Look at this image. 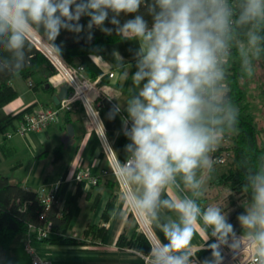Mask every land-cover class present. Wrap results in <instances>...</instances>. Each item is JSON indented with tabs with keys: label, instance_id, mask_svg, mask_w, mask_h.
Returning a JSON list of instances; mask_svg holds the SVG:
<instances>
[{
	"label": "clouds",
	"instance_id": "1",
	"mask_svg": "<svg viewBox=\"0 0 264 264\" xmlns=\"http://www.w3.org/2000/svg\"><path fill=\"white\" fill-rule=\"evenodd\" d=\"M121 14L133 18L121 23ZM84 16L88 40L95 27L137 44L135 91L113 105L109 118L122 107L127 113L121 119L130 142L115 173L125 188L121 199L163 236L150 246L146 264H222L221 245L234 260L246 255L248 264H264V157L245 177L250 202L237 215L239 233L227 210L201 203L204 175L216 163L212 153L237 131L239 109L227 82L233 49L248 77L264 56V0H0V75L28 66L33 34L60 54L61 30L81 33ZM201 229L210 230L211 258L203 261L197 254L205 246L193 243ZM210 237L215 242L208 244Z\"/></svg>",
	"mask_w": 264,
	"mask_h": 264
},
{
	"label": "crops",
	"instance_id": "2",
	"mask_svg": "<svg viewBox=\"0 0 264 264\" xmlns=\"http://www.w3.org/2000/svg\"><path fill=\"white\" fill-rule=\"evenodd\" d=\"M136 48V42L120 40L108 44L105 48L104 56L90 54L81 56L77 61L85 65L87 73L90 76L94 78L103 76V82L113 87L115 103L107 102L101 110V116L105 127L115 142V146L120 136L123 135L122 114L127 115V113L123 107L114 119L109 118V113L113 105L118 102L123 104L135 91L131 80V73L135 70L134 51ZM114 52H118L123 57V60H121L119 55H115ZM110 71L115 72L112 78L108 76V72ZM124 71L129 72L127 79L122 75ZM38 73L43 76V79L40 81V83H43L40 86L37 81L33 80V77L27 80L20 76L25 83L18 81L17 77L12 80V85L17 90L18 96L0 108V112L2 111L5 116L4 123L22 112L25 113L28 109L32 108L33 111L42 106L55 105L53 96L58 92L59 86H54L55 89L51 90V77L49 78V83H47L44 82L48 79L44 69H39L35 76ZM30 81L33 82V87H30ZM69 118L71 120L70 124L73 125L75 130V135L62 147L61 155L58 156L55 150L62 143V139L67 132V129L63 128L65 118L62 116L58 122L48 126L40 133H36L42 141L41 149L43 150H37L33 154V165L29 169L27 176L23 180L18 181L28 188L47 192V194L58 184L57 200L63 208L66 207L70 197L77 189V182L73 178L80 168L88 169L94 174H101L103 170L109 168L108 162L101 152L97 136L87 131L82 108L78 106L71 111ZM14 123L16 124L17 120ZM12 129L9 126L6 131L9 132ZM27 136L15 135L4 142L5 145L2 146V150L0 149V156L9 158L13 155L21 154V148L24 147L22 143L26 145ZM1 142L2 140H0V144ZM49 143L52 146L43 148L44 145ZM71 145L73 146L72 149ZM223 146L224 141L221 142L218 148ZM116 149L120 157L124 159L125 155L123 152L117 146ZM21 164L19 162L17 166ZM217 166L214 165L213 170L206 172L204 175V197L207 198V205L212 202L210 198L222 190V187L215 183L221 175L217 173ZM100 176L98 185L93 187L85 186L83 188L78 200L80 212L77 216H73L71 222L72 228L68 233L69 235H66L79 242L63 244L52 241L58 235L56 232H53L50 241L33 242V246L40 257L50 259L53 264H146L145 256L151 246L148 240L141 243L139 248L133 245L121 247L117 244L121 234H124L130 240L134 237L135 233L137 235L140 232L129 208L125 206L121 199L116 179L110 174ZM111 199L114 203V209L109 220L104 222L103 214ZM114 212L118 214L114 215ZM119 213H122V215ZM93 225L104 226L106 228L107 232L103 239L95 240L90 236H86L85 230L87 227ZM155 232L162 240V234H159L158 231ZM209 234L210 230L209 232H205L201 229L194 237L193 243L195 245L205 246L197 254L200 261H203L205 258H211V250L205 245ZM213 242L214 238L210 237L207 243ZM140 251L145 254L143 257L138 254ZM0 260H5L6 264H33L25 249L23 235L17 236L7 251L0 246Z\"/></svg>",
	"mask_w": 264,
	"mask_h": 264
},
{
	"label": "trees",
	"instance_id": "3",
	"mask_svg": "<svg viewBox=\"0 0 264 264\" xmlns=\"http://www.w3.org/2000/svg\"><path fill=\"white\" fill-rule=\"evenodd\" d=\"M140 14L145 16V19L151 23V17L147 14L144 7H141ZM111 18V13L109 19ZM133 18L132 16H125L121 14L119 17L121 23L126 19ZM89 17H81L80 24L84 26V30L79 33L69 32L67 30H61V33L57 40L56 45L61 48V56L64 57L69 63L78 64V59L81 56L95 54L98 56L105 55V48L108 44L115 43L121 40L113 31L112 35H105L98 28L92 29L93 38L87 39L88 29L87 24ZM106 27L114 26L108 21L105 22ZM38 34V33H37ZM33 34L31 37L36 44L41 47L43 42L39 38L41 34ZM43 38V37H42ZM31 51L30 62L23 71L16 76L0 75V108L9 102L13 101L18 96L17 90L12 85V80L18 76H22L24 79H30L43 68L47 74V78L44 82L49 83V78L55 74V69L51 62L45 57V54L35 45L30 39ZM239 56L236 49H233V54L228 63V86L230 88L229 96L233 103L240 109H243L242 103L245 101V90L240 84L239 77L241 76V66L239 64ZM260 67L264 71V56H262V62ZM93 77V76H91ZM264 79V78H263ZM43 83V82H41ZM39 83V84H41ZM50 89H55L54 85L50 83ZM78 107V106H77ZM76 107V108H77ZM75 108V109H76ZM239 110L237 131L227 135L225 138L229 140L227 147L223 146L218 148L215 153L219 154L223 151H229L231 154L228 157L227 170L217 178L216 184L220 187H226L236 194L247 195L250 199V192L244 190L243 185L246 184V174L249 169H255L261 163V157H264V143L259 138V130L252 115L242 114V110ZM32 111L28 109L26 112ZM73 111V110H72ZM25 112V113H26ZM70 112H64L61 116L64 117L63 128L67 129V125L70 124ZM24 112L16 115L12 119L6 121L0 126V131L4 127L14 129V121H18L23 118ZM3 135L0 149L4 146V142L9 140ZM67 133V132H66ZM71 140V139H70ZM69 140V141H70ZM68 141V142H69ZM68 142H62L55 150V153L59 156L62 153V147ZM130 141L123 135L120 136L116 146L123 152L125 145ZM85 183L81 182L77 184L75 193L70 197L63 211L59 209L58 203L54 202L47 205L43 198L47 195V192L36 191L26 187L22 182H13L7 175L0 173V246L7 251L19 235H25L30 228L39 229L47 224L51 225L53 232L58 235L54 238L58 243H78L79 241L71 239L66 235H69V231L72 228V218L77 216L80 212L78 204L79 197L82 194V190L85 187ZM46 194V195H45ZM114 209V203L111 199L104 211L103 220L107 222ZM106 228L104 226H89L85 230L86 236H90L96 239H103L106 235ZM51 237L43 240L50 241ZM146 237L140 233H135L134 237L128 240L124 234H121L118 238L117 244L121 247L136 246L140 247V244L146 241ZM81 243V242H80ZM0 264H6L5 260H0Z\"/></svg>",
	"mask_w": 264,
	"mask_h": 264
},
{
	"label": "built area",
	"instance_id": "4",
	"mask_svg": "<svg viewBox=\"0 0 264 264\" xmlns=\"http://www.w3.org/2000/svg\"><path fill=\"white\" fill-rule=\"evenodd\" d=\"M39 38L43 42L41 47H39L32 38L30 39L48 57L55 69V74L51 77L52 85L60 87L63 84H68L70 89L67 96L61 100L60 104L42 106L36 110L25 113L23 118L17 121L14 129L6 133V136L10 139L15 135L26 136L31 133H40L48 126L58 122L64 112L72 111L77 106H80L85 115L87 131L92 132L97 136L101 152L105 156L109 168L103 170L101 174H94L88 169L80 168L74 174L73 179L77 184L84 182L86 186L93 187L98 185L101 177L100 175L110 174L116 179L119 185V192L122 196L125 188L120 183L115 173L118 168L119 159L123 161L125 158H121L117 152L115 142L105 127L101 116V110L105 107L107 102L115 103L113 87L103 82V76H98L96 78L91 77L87 73L84 64L69 63L61 56V54L56 53L45 44L41 36H39ZM114 75V71L108 72L110 78L114 77ZM29 85L30 87H33L34 84L30 81ZM122 117L126 118L127 115L123 113ZM223 141L224 146L227 147L228 140L225 138ZM230 154L229 151H223L219 154H216L215 152L212 153L213 159L216 161L214 165L225 164ZM57 190L58 184L49 194L44 196L43 201L47 205L57 202L59 209L63 211L64 208L61 207L57 200ZM129 210L137 223L139 232L146 237L151 245L156 243L158 235L152 229L151 225L146 221L141 220V218L131 209ZM52 234L53 230L51 225L47 224L39 229L32 227L25 235H23L25 249L33 264H53L50 259L40 257L33 246L34 241L42 242L43 240L50 238ZM220 251L223 257L222 264H248V258L246 255H243L240 261H238V259L234 260L233 253L228 245H221Z\"/></svg>",
	"mask_w": 264,
	"mask_h": 264
},
{
	"label": "rangeland",
	"instance_id": "5",
	"mask_svg": "<svg viewBox=\"0 0 264 264\" xmlns=\"http://www.w3.org/2000/svg\"><path fill=\"white\" fill-rule=\"evenodd\" d=\"M45 57L48 59L46 55ZM261 62L262 57L259 61L254 62L255 71L252 77H248L247 74L241 71L239 81L245 90L246 98L242 103L243 109H240L242 110V114H250L253 116L254 122H256L257 128L259 130V138L264 143V71L260 67ZM17 79L18 81L25 83V81L20 76L17 77ZM42 79L43 76L40 73H38L36 76H33V80L37 81L38 84ZM40 85L41 84H39V86ZM4 119V113L1 111L0 126L4 124ZM6 129L7 127H4L0 131V140H2L3 135L5 134V132H7ZM26 139V145L22 143L24 147L21 148V154L13 155L9 158L0 156V172L7 175L13 182L23 180V178L27 176L29 169L33 165V154L37 150H43L41 149L42 141L40 138H38L36 133L29 134ZM227 143L230 144L229 140L227 141ZM47 146L52 145L49 143L44 145L43 148H46ZM72 148L73 146L71 145V149ZM19 162H21L22 164L20 166H17ZM217 167V173L221 174L227 170L228 166L227 164H220ZM221 189L222 190H220V192L214 194L210 198L212 201L211 204H217L229 212V220L235 226V230L237 231V233H239L240 226L237 220V215L244 212L243 206H246L247 203L250 202V199L247 195L236 194L226 187H222ZM201 203L203 206H207V198L203 197Z\"/></svg>",
	"mask_w": 264,
	"mask_h": 264
},
{
	"label": "water",
	"instance_id": "6",
	"mask_svg": "<svg viewBox=\"0 0 264 264\" xmlns=\"http://www.w3.org/2000/svg\"><path fill=\"white\" fill-rule=\"evenodd\" d=\"M69 89L70 86L68 84H63L59 87L58 92L53 96V102L55 105L60 104L61 100L67 96ZM74 135H75V130L73 128V125L68 124L67 133L63 137L62 142H68L71 139V137H73Z\"/></svg>",
	"mask_w": 264,
	"mask_h": 264
}]
</instances>
